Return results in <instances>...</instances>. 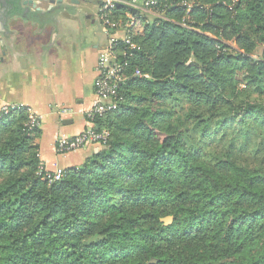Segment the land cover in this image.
I'll return each instance as SVG.
<instances>
[{
  "label": "trees",
  "instance_id": "1",
  "mask_svg": "<svg viewBox=\"0 0 264 264\" xmlns=\"http://www.w3.org/2000/svg\"><path fill=\"white\" fill-rule=\"evenodd\" d=\"M159 9L59 180L25 111L0 116V264H264V0Z\"/></svg>",
  "mask_w": 264,
  "mask_h": 264
},
{
  "label": "crops",
  "instance_id": "2",
  "mask_svg": "<svg viewBox=\"0 0 264 264\" xmlns=\"http://www.w3.org/2000/svg\"><path fill=\"white\" fill-rule=\"evenodd\" d=\"M98 16L96 0H0V107L24 106L39 118V154L50 172L78 166L98 149L55 151L60 137L93 128L85 112L106 46Z\"/></svg>",
  "mask_w": 264,
  "mask_h": 264
},
{
  "label": "built area",
  "instance_id": "3",
  "mask_svg": "<svg viewBox=\"0 0 264 264\" xmlns=\"http://www.w3.org/2000/svg\"><path fill=\"white\" fill-rule=\"evenodd\" d=\"M99 2V19L102 32L106 38L105 49L100 53L96 72L97 77L94 82L95 100L91 107L85 112V119L92 123L94 118L107 112H112L117 108V94L119 87L127 79L126 76V58L128 51L137 49L130 36L141 32L143 27L142 18L140 16H158L160 15L159 7L162 0H96ZM123 4L137 11V15H132L126 11V21L115 20L114 7ZM121 31L123 36L116 33ZM134 76L142 77L139 71H135ZM143 77L147 78V75ZM23 109L27 115V125L30 129L39 127V118L28 108L15 104H5L0 107V116L15 110ZM61 114H71V111L63 110ZM106 132H98L93 128H87L81 133L73 137H60L55 142V151L58 155H66L78 151L88 144H100L106 139ZM43 167H39V173L45 174V178L49 181H57L61 178L63 170H56L49 174Z\"/></svg>",
  "mask_w": 264,
  "mask_h": 264
},
{
  "label": "water",
  "instance_id": "4",
  "mask_svg": "<svg viewBox=\"0 0 264 264\" xmlns=\"http://www.w3.org/2000/svg\"><path fill=\"white\" fill-rule=\"evenodd\" d=\"M117 7L122 8L128 12H130L132 15H137V11L135 9H131L123 4H118ZM165 225H169L172 221V217H166L161 220ZM155 262V261H152Z\"/></svg>",
  "mask_w": 264,
  "mask_h": 264
},
{
  "label": "rangeland",
  "instance_id": "5",
  "mask_svg": "<svg viewBox=\"0 0 264 264\" xmlns=\"http://www.w3.org/2000/svg\"><path fill=\"white\" fill-rule=\"evenodd\" d=\"M142 29H143V27H142ZM141 31H142V30H141ZM97 148H98V147H97ZM98 150H99V148L97 149V151H98ZM97 151H96V152H97ZM165 218H166V217H165ZM162 219H164V218H162Z\"/></svg>",
  "mask_w": 264,
  "mask_h": 264
}]
</instances>
